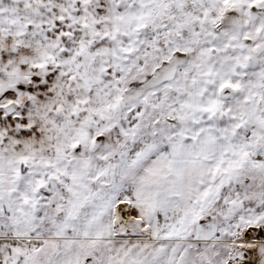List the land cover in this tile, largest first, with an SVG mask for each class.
Here are the masks:
<instances>
[{"label": "snow or ice", "instance_id": "6c2138e0", "mask_svg": "<svg viewBox=\"0 0 264 264\" xmlns=\"http://www.w3.org/2000/svg\"><path fill=\"white\" fill-rule=\"evenodd\" d=\"M0 264H264V0H0Z\"/></svg>", "mask_w": 264, "mask_h": 264}]
</instances>
